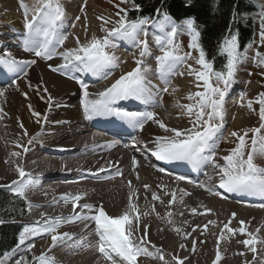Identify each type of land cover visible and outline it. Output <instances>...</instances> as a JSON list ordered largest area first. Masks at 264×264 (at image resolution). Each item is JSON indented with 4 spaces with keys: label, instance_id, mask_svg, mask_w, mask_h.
Listing matches in <instances>:
<instances>
[{
    "label": "bare ground",
    "instance_id": "bare-ground-1",
    "mask_svg": "<svg viewBox=\"0 0 264 264\" xmlns=\"http://www.w3.org/2000/svg\"><path fill=\"white\" fill-rule=\"evenodd\" d=\"M11 1L0 0V45L13 58L35 59L36 64L26 69V77L23 73L16 77L0 66V91L4 92L0 96V178L5 184L12 185V181L19 180L17 167L31 175L35 185L25 192L27 204L31 206L30 221L23 223L25 227H38L39 232L26 235L25 243H19L15 248L19 253H9L10 259L5 258L4 263L17 261L20 256L26 255V249L34 245L31 247L33 256L38 257L43 252L46 257L54 259V264H125L114 253L109 252L106 256L99 252V239L91 219L62 223L57 234L66 232L72 239L60 241L56 247H52L51 233H45L43 229L45 220L63 218L66 221L75 214L71 202L75 195L83 197L77 202L80 207L76 213L93 215L82 210V206L88 204L93 208L102 206L108 215L115 217L127 209L131 194L132 203L137 206L140 217L138 231L133 238L138 242L147 228L144 247L153 254L150 257L140 256L137 264H177V261L182 264H214L217 247L222 257L218 264H264V196L246 193H241L245 197L240 199L229 196L218 187L220 176L211 163L198 166L201 171L199 177L183 174L182 171L162 173L148 162L149 158L155 159L151 154L155 137L165 135L154 121H146L142 131L133 127L136 139L129 141L128 135L111 134L97 127L94 129L96 133L92 134L91 123L95 122L92 125L95 127L101 124V118L95 116L89 120L84 117L82 101L85 89L89 100L100 99L101 92L110 88L121 76L133 71L137 67L136 61L142 60V69H148L144 75L150 82L149 87H152V99L148 103L132 99L117 101L122 107H125L124 101L132 104V109L121 118V123H129V117L135 119L144 113L154 112L156 120L169 128L184 130L187 129L185 125L189 128L192 125L189 116L184 108L178 106L195 103L186 98L194 92V87L191 86L189 72H185V65L179 68L183 76L174 74L161 77L155 57L162 53L155 44L156 35L147 29L151 55L142 58L140 48L125 41V44L115 46L116 66L95 75L73 72L69 76L74 78H69L51 71L50 66L57 67L63 63L59 53L77 48V38L82 46L94 36L101 37L105 31L99 30L100 21L95 22L88 16L91 20L89 29L82 28V24L74 21V9L76 4H80L81 9L83 0H59L64 11L59 32L67 39L62 46L56 45L57 56L45 61L23 51L24 16L11 7ZM23 2L29 8L33 5V0ZM17 6L20 7V2ZM131 50L133 54L125 57ZM5 75L6 78L3 77ZM17 84L19 90L15 86ZM165 87L168 88L167 92L162 91ZM242 96V87L236 84L229 87L225 96L227 105L223 130L214 151L215 163L219 165H224V157L232 152L230 149L234 144V136L231 133L237 132L242 126L244 128L252 119L247 103H239ZM112 108L118 112L115 104ZM33 112L40 116H34ZM24 148L28 149L26 153ZM133 159L137 161L135 166ZM254 164L264 168V157L254 160ZM172 175L183 179H173ZM145 185H149V188L145 189ZM205 188L212 191H206ZM213 191L219 195H214ZM153 193L159 197L158 200L152 199ZM65 196L69 197L68 202L64 201ZM170 201L173 202L170 204ZM192 209H196V212L193 213ZM240 221L245 222L246 232L252 233L258 241L254 245L257 249L255 260L253 253L243 243L250 237L240 233ZM206 224L208 227L205 230ZM226 224L235 231L225 230L221 236ZM81 241L83 246H79ZM160 255L164 257L163 260L159 259Z\"/></svg>",
    "mask_w": 264,
    "mask_h": 264
},
{
    "label": "snow or ice",
    "instance_id": "snow-or-ice-1",
    "mask_svg": "<svg viewBox=\"0 0 264 264\" xmlns=\"http://www.w3.org/2000/svg\"><path fill=\"white\" fill-rule=\"evenodd\" d=\"M121 2H126V0H121ZM190 2L191 0L185 6H190ZM20 8L24 10L23 27L25 29V36L23 51L32 53L35 57H39L45 61L55 58L57 56L56 45L62 46L67 39L66 36L61 35L59 32L64 17V11L59 4V0H33L31 8L23 0H20ZM121 12H124V10L121 9ZM156 13L157 19L152 21L151 27L158 32L154 38L158 51L162 53L155 57L160 76L165 78L174 74L183 76L179 68L186 65L187 60L191 58V53L181 54V49L175 44L174 38L178 32H187L190 36L189 49L199 51V58L196 60V63L200 66V69H193L191 65L186 66L189 75H195L198 82L197 87H202L203 91L190 93L186 97L190 101H195L194 104L178 105L186 110L192 124L191 128L184 130L169 128L162 121L156 120L154 112L144 113L135 119L129 117V123L132 127H138L142 131L146 121H154L164 131L165 135L157 136L153 141L155 147L151 154L156 160L165 163L186 162L194 166L211 163L218 170L220 176L218 187L225 192L264 196V168L257 167L254 164V156L259 155L264 157V135H262V132H264V93H260L256 97V103L259 105L260 127L245 130L243 135L232 132L231 135L237 137L238 144L230 155L224 157L225 164L219 165L215 163L214 158V151L217 147L216 141L223 130L225 96L230 85L234 82L238 65L242 60L246 59L247 49H245V54H241L237 35L225 37L218 45V54L222 56L226 55V63L223 65V69L225 70L217 71L214 69V63L206 59L205 51L198 43L200 32L194 26V18H187L181 26H177L167 12L162 13L161 9L158 8ZM117 15L119 16L120 13L118 12ZM258 16L260 20V41L261 45L264 46V7L261 8ZM150 20V17L128 20L125 12V15L121 16L116 22V27L102 29L106 32L103 38L94 36L89 43L82 46L79 45V39L77 38L78 47L59 53L63 63L57 67L50 66V70L65 76H69L73 72H86L95 75L103 72L106 68L114 67L117 65V57L111 54L109 49L116 46L114 43L115 39L129 42L132 46L140 48V56L142 58L151 55L147 42V29ZM141 36H144V39H141ZM2 49L3 46L0 45V66H3L8 73L16 77H19L21 73L26 77V69L36 64L35 59L18 60L13 58L11 53ZM256 56L260 58V66H264V57H261L259 52L256 53ZM136 63L137 67L133 71L121 76L110 88L101 92L99 94L100 99L89 100L88 92L85 89L84 100L82 101L85 119L90 120L95 116L110 114L124 118L127 114L114 112L112 108V105L117 101L129 99L139 100L142 103L151 101L152 87H149L150 82L146 80L144 75V72L148 69H142V60L136 61ZM69 78L74 77L69 76ZM199 82H202V84ZM13 83L15 84V81ZM15 86L19 90L18 84ZM81 86L84 87L83 84ZM44 90L47 91L46 89ZM162 91L167 92L168 88L165 87ZM3 95L4 92L0 91V96ZM24 95L26 96L27 94L25 93ZM247 106L249 109H252V101H249ZM29 108L31 110V106ZM33 115L40 116L36 112H33ZM44 119L46 120V117ZM249 131L253 135L251 149L246 153V137H248ZM25 135H27L26 130ZM31 142L30 140L29 143ZM18 147L23 146L18 145ZM23 151L26 153L28 149L24 148ZM14 155H19V153H14ZM136 164L137 161L133 159V165L135 166ZM160 170L163 171V169ZM16 171L19 180L12 181V185H0V187L7 188L16 197L24 198L26 190L34 186L35 181L30 174L25 173L23 168L17 167ZM101 171H104V169H101ZM26 176L27 180H25ZM177 179H183V177H177ZM130 184L131 182H129ZM13 185L16 187L13 188ZM144 187L148 189L149 185H145ZM205 190L212 191L208 188H205ZM213 194L219 195L215 191H213ZM82 198L81 195H75L71 198L75 214L66 221L63 218L45 220L43 231L51 233L52 247H56L58 242L64 241L66 238L72 239L69 233L57 234V229L62 223H74L79 219H91L95 223V234L99 239L98 250L101 254L107 256L109 252L114 253L125 264H137L140 256L150 257L153 255L144 247L147 238V228H145L143 236L139 237L138 242L133 238L134 234L138 231L140 217L137 206L132 203L131 194L129 195L127 209L123 214L115 217L108 215L102 206L93 208L88 204H84L82 210L84 212H91L93 215L85 216L76 213V209L80 207L77 202ZM63 199L65 202H68L69 197L65 196ZM152 199L158 200L159 197L153 193ZM174 200L175 196L173 194ZM173 201L169 203L171 204ZM206 211L210 212V210ZM192 212L195 213L196 209H192ZM232 216L234 218L235 213ZM134 221L136 222L135 227H133ZM4 223L5 221L0 218V225ZM36 223L37 225L39 224V222ZM209 223L213 222L209 221ZM230 223L231 221H229ZM240 225V233L250 237V239L244 240L243 243L253 253V260H255L257 249L254 245L258 241L253 237L252 233L246 232L244 221H240ZM207 227V224L204 225L205 230ZM225 230L228 232L235 231L226 224L224 229L221 230V236H223ZM176 231H179V229H176ZM38 232V227H25L20 233L19 243H25L26 235H35ZM217 245L219 246V239ZM79 246H83L82 241ZM31 247H34V245L30 246L26 251L30 252ZM157 253H159V250H157ZM240 254L243 255V253ZM5 258L10 259L7 253L0 254V264H4ZM159 259L163 260L164 257L160 255ZM221 259L219 247H217L214 264H218ZM16 264H54V259L46 257L42 252L40 256H34L31 260L26 256H21L16 261ZM177 264H182V262L177 261Z\"/></svg>",
    "mask_w": 264,
    "mask_h": 264
},
{
    "label": "trees",
    "instance_id": "trees-1",
    "mask_svg": "<svg viewBox=\"0 0 264 264\" xmlns=\"http://www.w3.org/2000/svg\"><path fill=\"white\" fill-rule=\"evenodd\" d=\"M258 1L191 0L190 6L186 7L189 0H126L137 9L124 11L121 16L126 12L128 20L150 17L152 22L157 19L156 10L159 8L179 24L187 18H194V26L200 32L198 43L205 51L206 59L220 71L225 70L226 55L218 54V45L225 37L238 36L241 54L254 46L255 19L261 10ZM25 216L24 201L0 188V218L5 221L0 225V254L9 253L16 247L20 235L17 221Z\"/></svg>",
    "mask_w": 264,
    "mask_h": 264
},
{
    "label": "rangeland",
    "instance_id": "rangeland-1",
    "mask_svg": "<svg viewBox=\"0 0 264 264\" xmlns=\"http://www.w3.org/2000/svg\"><path fill=\"white\" fill-rule=\"evenodd\" d=\"M18 1L20 2V0H12L11 1V7L16 11L18 10V12L22 13V15L24 16V14H23L24 11L22 9H20L19 6H17V5H19ZM80 1H82V0H80ZM82 3L83 4H82L81 9H80V4L79 5L76 4L77 7L74 9L76 19H74V21L76 20V22L78 24H80V25L82 24L83 26L81 25V27L85 28L87 30L89 29V25L91 24L90 18H92V20L94 19L95 22L100 21L99 23L102 26L98 25L99 30H101V29H112V28L117 26L116 22L120 19L121 15L123 14V12H121V9H123L124 11L137 9L135 6H133L130 3H127V2L122 3L121 0H83ZM258 4H260L261 8L264 7V0H259ZM85 9L87 10V12ZM90 9H91V11H90ZM92 11H94V12H92ZM79 12H81V13H79ZM118 12L120 13L119 16L117 15ZM89 13H91V14H89ZM0 16H2L1 12H0ZM88 16L90 18H88ZM255 20H256V30H255L254 46L246 52V59L242 60L241 63L238 65L237 71H236L235 77H234V82L230 85V86H232V85L236 84V85H239L242 87L243 99L240 98L239 103L240 102L241 103L246 102L248 105V102L252 101V109H251L252 119L250 122H248V125H245L244 128L242 126L241 129H239L240 131L238 130L236 132L239 135H243L245 130H250L252 128H258V127H260V124H261V122L259 120V105L256 103V97L258 94L264 93V66H260V64H259L260 58L256 56V53L259 52L261 54V57H264V46L261 45V41H260V35H259V33H260V20H259V16H257ZM89 21H90V23H89ZM151 23H149L148 30L152 34L157 35L158 32L156 29L151 27ZM72 25H73V23H72ZM179 26H181V25H179ZM105 35H106V32L102 33L101 37H97V36L96 37L97 38H103ZM141 38H143V36H141ZM174 40H175V44L177 46H179V48L181 49V54L189 53V52L191 53V58L187 60L186 65H191V67L193 69L199 70L200 66L196 63V60L199 58V54H198V51L196 49H189L188 45L190 43V36L187 34V32H184V31L178 32V34L175 36ZM114 43L116 46H118L119 43L125 44V41L115 39ZM155 44H156V42H155ZM150 46L153 47V45H150ZM109 51L111 54L114 55L115 52H117V48L113 47V48L109 49ZM131 51L132 52L128 51L125 54V57L127 55H132L134 51L133 50H131ZM191 59H193V60H191ZM186 65H185V67H186L185 72L188 71ZM189 77L191 78V80L193 82V84L191 82V86L194 87V92H192V93H195L197 91H203L202 87H197L198 82L196 81L195 75L193 74L192 76L190 75ZM199 83L202 84V82H199ZM190 102L194 103L195 101H190ZM226 105L227 104H225V102H224V116L226 114ZM166 109H168V107H166ZM167 112H169V110ZM191 127H192V125H189V128H191ZM185 128H188V125H185ZM252 135H253L252 132L249 131L248 137H246L247 138L246 139L247 140L246 153H247V151H250V149H251ZM262 135H264V132H262ZM233 140H234L233 141L234 144L232 145L233 148L231 146V149H230L231 151L238 144L237 137H234ZM254 157H255L254 160L262 158L259 155H256ZM4 182L5 181H3L0 178V185H7ZM0 188L8 191V189L5 187H0ZM21 199L26 204L25 213L28 214V216H26L25 220L17 221V224L20 225V227H22V229L20 228V233L25 228L24 223L30 221V218H29L30 207L28 206L29 203H28V201H26L25 197L21 198ZM17 244L19 245V238H18ZM18 253H19L18 249H16L14 252L12 251V253H10V254H18ZM22 256H26L27 258L30 257V258H28L29 260H31L34 257L33 254L31 253V251L30 252L28 251L26 253V255H22ZM11 264H16V261L11 263Z\"/></svg>",
    "mask_w": 264,
    "mask_h": 264
}]
</instances>
